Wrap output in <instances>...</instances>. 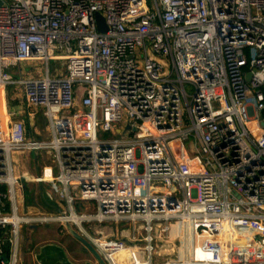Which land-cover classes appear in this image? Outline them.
<instances>
[{
    "label": "built area",
    "instance_id": "obj_1",
    "mask_svg": "<svg viewBox=\"0 0 264 264\" xmlns=\"http://www.w3.org/2000/svg\"><path fill=\"white\" fill-rule=\"evenodd\" d=\"M1 1L0 97L19 85L49 137H28L12 108L4 124L0 108V264H19L23 225L56 219L20 215L15 198L12 154L43 149L55 165L36 181L81 217L69 222L107 264L123 248L127 264H264V0ZM30 61L44 73L24 76ZM87 202L95 213H78ZM92 221H127L144 245L91 235ZM173 223L196 244L158 263Z\"/></svg>",
    "mask_w": 264,
    "mask_h": 264
},
{
    "label": "rangeland",
    "instance_id": "obj_2",
    "mask_svg": "<svg viewBox=\"0 0 264 264\" xmlns=\"http://www.w3.org/2000/svg\"><path fill=\"white\" fill-rule=\"evenodd\" d=\"M23 71L26 72L24 76L27 75H35V74H43L45 71V64H41L38 61H30L27 64H23ZM49 67L51 70V73L60 72L61 75H65V60H51L49 62ZM12 73L16 74V76H13V78H16L20 76V68L15 67L11 68ZM30 73V74H29ZM20 87L17 84H13L10 86H7V88L4 90L6 93V99L8 100V105H16L21 104V98L18 96V87ZM3 90V89H2ZM187 90L191 92V87L187 86ZM2 100V97L0 98ZM24 108L26 107L25 104H23ZM43 108L42 107H31L30 111L33 114L35 119V125L37 126L38 131L40 132V135L33 136L30 138H34L37 140H47L48 135V119L43 115ZM250 127V126H249ZM35 131V130H34ZM36 132V131H35ZM118 137H121L120 135ZM187 150L190 153L194 152V147L191 144H187ZM25 152V153H22ZM30 150H23L20 151V155H18V160H16V166L18 167V172L23 174L24 171H28V173L33 174L34 177H40L41 173L43 171L44 167L49 166L52 164V158L49 156V154L46 152V150H39L37 152H32ZM55 165V164H53ZM47 170H50L47 168ZM25 186V192H26V198L27 202L30 203V207L32 208L36 204L38 207V210H35L31 212L32 214H40L38 212H44L42 216L44 217H53L56 218L55 220H48L44 222H37L32 224H25L24 226L27 227L31 225H37L36 230L32 231L31 228H24V234H22V242L21 247L24 248L25 256L23 257L22 264H39L37 261L41 257V253L43 252V249L46 248L45 246L48 243H64L67 246L68 251V258L69 261L72 263H75L76 261H79V264H98L95 257L86 250L82 243L79 242L75 237H73L69 231L66 228V221L63 220H57L58 217L69 215V211L66 207V204L64 201H59L58 199H52V192L50 191V185L46 182H36V181H24L23 182ZM42 188L44 192H42ZM51 197H50V196ZM42 196L48 197L51 201L50 203H56L57 205H60V208L66 209V214L64 212H59L58 209L55 206H49L46 205L44 202V199ZM88 208H83L81 206L77 207L75 206V209H77L78 213H95L94 203L87 202L86 203ZM56 208V209H55ZM179 224V223H178ZM87 231L93 235V232L96 230H100L103 235L108 236L110 238H129L131 224L127 221L119 222V224H116L115 222H104V223H98L95 221H92L90 223H83L82 224ZM74 228L77 229L75 225L72 224ZM21 231V230H20ZM142 234L141 236H145L146 233L144 230H141ZM53 241V242H52ZM161 245V242L158 243V246ZM32 249L35 253H31L29 250ZM125 249V248H123ZM160 250V249H159ZM124 252L122 249L119 251ZM118 253V254H119ZM183 255V254H182ZM172 255H167L164 253L162 256H155V261L160 263L163 262L169 258H174ZM35 258V259H34ZM37 260V261H36ZM66 260V259H65ZM64 260V261H65ZM76 264V263H75Z\"/></svg>",
    "mask_w": 264,
    "mask_h": 264
},
{
    "label": "crops",
    "instance_id": "obj_3",
    "mask_svg": "<svg viewBox=\"0 0 264 264\" xmlns=\"http://www.w3.org/2000/svg\"><path fill=\"white\" fill-rule=\"evenodd\" d=\"M28 63V62H27ZM27 63H22L21 64V68L23 70L22 65L23 64H27ZM26 72H23V74H25ZM17 74V73H16ZM30 74V73H29ZM18 87V86H17ZM7 88V87H6ZM4 88L3 90H1V97L2 100H0V108H1V113H2V117H3V121L4 124H10L12 119L7 115V113L9 112V109H15L17 111L21 112V117H23L24 121L26 122V126H27V130H28V137H35V136H39L40 132L37 129V126L35 125V117L33 116V114L31 113L30 109H28L27 107L24 108L23 104L24 103V99H23V95H22V91L21 88L18 87L19 91H18V96L19 98H21V104H16V105H8V100L6 99V93L4 92V90L6 89ZM0 97V98H1ZM28 113H31L32 116H29ZM36 132H35V131ZM36 138V137H35ZM25 153V152H22ZM32 154V152L30 153ZM18 155H20V151H16L12 154V160H13V166H14V177L19 179V183L17 184L16 188H15V198H16V203L18 205V213L20 215H27V216H42V214L44 212H38L40 214H32L31 212L38 210V207L36 204H31L34 205L32 208L29 206L30 203L27 202V198H26V192H25V186L23 184L24 181H36V177L33 176V174L28 173V171H24L23 174L19 173L18 171V167L16 166V160H18ZM53 166V164H50L47 167ZM45 167L43 168L44 171ZM42 171V173H43ZM54 172H56V169L53 170ZM41 173V174H42ZM46 175H50V170L46 171ZM37 182V181H36ZM0 186H5L6 185H0ZM2 190V189H0ZM44 192V190H43ZM50 196V195H49ZM51 197V196H50ZM42 198L44 199V202L46 205L49 206H55L59 212L62 211V208H60V205H57L56 203H50V199L46 196H42ZM53 199V196L51 197ZM81 206L83 208H88L89 206L86 205V203L84 204H79L78 207ZM54 208V207H53ZM55 208V209H56ZM42 213V214H41ZM111 222V221H109ZM113 222V221H112ZM116 224H119V222H115ZM131 224V223H130ZM179 225V224H178ZM180 225H182L180 223ZM36 226L37 225H31V226H24L21 228V232H20V238H19V246H18V251H19V255H20V262L19 264H22L23 261V257L25 256V251L24 248L22 249L21 247V242H22V234H24L23 230L24 228H31L32 231L36 230ZM181 226L178 227V230ZM141 228L138 227V231L136 232V236L134 235V226L131 224V229H130V236L129 238L123 237L122 239L126 240L128 245H132L134 244V242L137 243V245H144L143 242V237L141 236L142 232H141ZM190 227H189V231H190ZM172 231H173V227H171V231L170 233L164 237V236H159L158 238V243L161 242V245L158 246V251L164 255V253H166L167 255H172L174 254V258H176L181 252H184L185 254L190 252L192 253V248L195 246V241L194 239H196V237H193V232L191 230V237H193L192 241L190 242L191 244L189 246H185V232H183V229L180 228V230L178 231L177 235H175L173 237L172 235ZM94 234V233H93ZM159 235V232H158ZM134 238H136L137 240H135ZM140 241V242H138ZM53 242V241H52ZM46 248L43 249V252L41 253V257L40 259H38V263L39 264H79V261H76L75 263H72L71 261H69L68 258V251H67V246L64 243H48L46 246ZM130 248H125L122 249L124 252H120L118 254V262L119 264H127L128 261H130V256L128 253V250ZM160 249V250H159ZM30 250V248H29ZM31 253H34V251L31 249L30 250ZM138 254L141 255V250L140 248L138 249ZM35 256V253H34ZM36 258V256H35ZM34 258V259H35ZM66 259V260H65ZM65 260V261H64Z\"/></svg>",
    "mask_w": 264,
    "mask_h": 264
},
{
    "label": "water",
    "instance_id": "obj_4",
    "mask_svg": "<svg viewBox=\"0 0 264 264\" xmlns=\"http://www.w3.org/2000/svg\"><path fill=\"white\" fill-rule=\"evenodd\" d=\"M2 1L0 0V4ZM99 22L103 23L104 19L101 15L97 16ZM106 27L101 28L102 31H106ZM251 78V73L247 75V80L249 81ZM264 125V122H263ZM130 126H127L126 129H129ZM43 192V188H42ZM66 228L69 231V233L75 237L79 242L82 243L83 247L91 252V254L95 257L98 264H107V262L104 260L102 255L99 253V251L96 249V247L92 244V242L83 234H81L76 228L72 226V224L69 221H66Z\"/></svg>",
    "mask_w": 264,
    "mask_h": 264
},
{
    "label": "bare ground",
    "instance_id": "obj_5",
    "mask_svg": "<svg viewBox=\"0 0 264 264\" xmlns=\"http://www.w3.org/2000/svg\"><path fill=\"white\" fill-rule=\"evenodd\" d=\"M45 176L48 178L50 175H45ZM57 219L58 220L60 219V220H63V221H75L76 223H79L81 221V217L78 216V215L61 216L60 218L58 217ZM179 226H181L180 228H182L183 229V232L186 233L185 234V239H186L185 246L187 247V246H189L191 244L190 242L193 239V237H191L192 236L191 235V230L189 231V225H184V224H182V225L179 224L178 225L176 223H173V226H172L173 227V231H172L173 237L175 235H177L178 231L180 230V228L178 230V227ZM251 227L257 228V225L256 224H252ZM186 254L184 253L182 256H184ZM198 256L201 257V258H207L209 256V254L207 252L203 251L201 248H199ZM229 262H230L229 259L226 256H224V263L225 264H229Z\"/></svg>",
    "mask_w": 264,
    "mask_h": 264
},
{
    "label": "trees",
    "instance_id": "obj_6",
    "mask_svg": "<svg viewBox=\"0 0 264 264\" xmlns=\"http://www.w3.org/2000/svg\"><path fill=\"white\" fill-rule=\"evenodd\" d=\"M0 189L6 190V187L5 186H0ZM4 248H5L6 252H7V254L9 255V249H10L9 243H5Z\"/></svg>",
    "mask_w": 264,
    "mask_h": 264
}]
</instances>
